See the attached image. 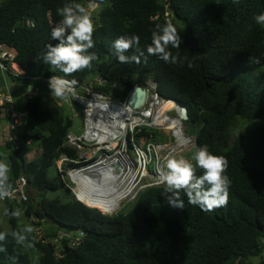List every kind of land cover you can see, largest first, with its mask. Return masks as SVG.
<instances>
[{
	"label": "trees",
	"instance_id": "obj_1",
	"mask_svg": "<svg viewBox=\"0 0 264 264\" xmlns=\"http://www.w3.org/2000/svg\"><path fill=\"white\" fill-rule=\"evenodd\" d=\"M101 5L94 26V47L98 57L90 69L65 76L37 60L62 17L57 9L65 4ZM170 18L160 0H0V44L15 52L23 74L12 78L31 82L38 77L59 76L78 81L80 87L96 77L105 84L96 90L117 99L126 98L138 85L152 80L158 92L186 108V130L195 134L197 146L228 159L225 174L232 181L228 202L212 211L187 203L176 208L168 203L164 187L143 191L126 213L103 214L72 198L49 192L63 187L55 160L61 153L75 151L64 145L72 121L54 102L41 95L27 98L21 110L26 120L11 130L16 146H0V160L7 152L12 186L24 175L38 200L22 202L32 226L44 225V236L57 230L84 236L70 246L63 239L60 257L50 242L36 241L34 247L17 245L9 236L0 242V264H264L259 255L264 237V25L255 16L264 12V0H165ZM26 19L33 21L27 25ZM171 20L182 36L179 53L183 63H165L150 56L146 47L157 24ZM138 35L145 50L141 63H120L113 43L121 35ZM129 50L126 55H133ZM195 57L194 67L187 61ZM259 57V64L252 58ZM32 124L29 126L28 121ZM251 124V125H250ZM244 127V128H243ZM39 141L40 154L27 161L29 145ZM194 151V150H193ZM193 156V152H192ZM194 164V163H193ZM203 170L196 168V175ZM9 211L15 209L7 201ZM11 232L16 218L7 216ZM43 221V222H40ZM78 232V233H76ZM35 253V254H34ZM34 254V255H32Z\"/></svg>",
	"mask_w": 264,
	"mask_h": 264
},
{
	"label": "built area",
	"instance_id": "obj_2",
	"mask_svg": "<svg viewBox=\"0 0 264 264\" xmlns=\"http://www.w3.org/2000/svg\"><path fill=\"white\" fill-rule=\"evenodd\" d=\"M164 15L170 18L167 4ZM23 22L33 26L32 20L26 19ZM0 71L13 77L23 74V70L15 62V52L2 44ZM37 79L48 83L50 77ZM104 84L102 78L96 77L80 87L75 86L74 95H67L66 102L81 108V130L78 133L69 131L66 134L64 145L74 150L75 156L69 157L61 153L55 160V169L60 176L66 174L69 177L71 186L67 187L71 190L72 200L81 204L83 203L75 191L80 182L73 179V172L78 169H92L93 177L97 180L119 187L123 197L112 213L94 208L103 214L112 215L119 211L124 203L135 202L143 191L163 187L164 185L159 183L157 169L164 168L170 156H182L187 159L193 149L191 144H183L182 141L188 138L196 143V137L186 130L187 112H184V107L171 98L163 97L158 92L156 82L148 80L143 85H138L145 91V101L137 108L129 104L133 91L126 98L117 99L96 90ZM0 108H3L7 117L9 132L28 116L27 111L15 108L12 96L1 87ZM74 111L72 106L71 113L74 114ZM10 139L16 146L15 135L12 138L10 136ZM25 195L27 200L24 199ZM28 200L27 179L20 175L13 186V197L0 201L22 203ZM34 234L36 241L50 242L57 257L61 256L59 248L63 239H68L69 245L74 246L84 236V233L72 235L64 230H57L55 235L50 237L44 236L39 229L34 230ZM260 248L259 255L253 257L257 261L264 259V237L260 238Z\"/></svg>",
	"mask_w": 264,
	"mask_h": 264
},
{
	"label": "clouds",
	"instance_id": "obj_3",
	"mask_svg": "<svg viewBox=\"0 0 264 264\" xmlns=\"http://www.w3.org/2000/svg\"><path fill=\"white\" fill-rule=\"evenodd\" d=\"M237 2V0H233ZM62 19L51 29L50 37L57 40L55 45L46 44V51L37 60L44 64L51 65L65 76L83 69H90L92 62L97 61L95 53L90 52L94 45L93 32L94 23L91 12L80 3H69L57 9ZM257 24L264 25V12L255 16ZM182 36L171 20L163 24H157L151 33V43L146 47L150 56H157L165 63H183L179 53L173 54L170 49H179L182 44ZM117 59L120 63H141L145 56V50L140 46L138 35H121L113 43ZM129 50L134 54L126 55ZM187 61L189 68L194 67L195 57ZM252 62L259 64L260 58H252ZM78 81L68 80L63 77L53 76L48 81L50 93L57 98H65L68 94L74 95V89ZM183 144H191L193 156L191 160L184 157L170 156L164 168L157 169L159 183L164 185L162 195L168 203L176 208H183L185 200L181 197L183 192L187 197V203L199 206L203 211H212L217 207L225 206L228 202L229 188L232 181L225 174L228 168V159L224 155H216L209 151L207 144L197 146L192 139L185 138ZM192 161H195L193 164ZM196 168L202 169L203 174L197 176ZM10 167L4 160H0V200L13 197V186L9 177ZM24 199L28 197L25 195ZM111 211V209H108ZM21 209L9 211L4 210L5 216L20 218ZM34 228L30 224L22 225L18 230L11 232H0V242L5 241L9 236L20 246L25 248L34 247V239L31 238ZM7 252V249L0 247V253ZM13 264L17 259L11 258Z\"/></svg>",
	"mask_w": 264,
	"mask_h": 264
},
{
	"label": "rangeland",
	"instance_id": "obj_4",
	"mask_svg": "<svg viewBox=\"0 0 264 264\" xmlns=\"http://www.w3.org/2000/svg\"><path fill=\"white\" fill-rule=\"evenodd\" d=\"M160 1L165 5V0H160ZM82 5L85 6L91 12L92 20H93V23H94V26H95L96 22L98 21V15H99V12L102 9V6L101 5H95V4H92V3L91 4H82ZM13 83L14 84H18L20 82L9 80L10 91H11V93L14 94L15 90H13V86H12ZM49 90H50L49 88L44 89V93L48 92ZM42 98H43V101H45V103L51 104V99L48 97L47 94H44L42 96ZM63 100H64V98L61 101H63ZM80 109L81 108L77 105L75 107V111H74L76 113V115H72L73 113H71L72 125H71L70 130L72 132H74V133H78L80 131V129H81V110ZM27 121L29 123V126H31L32 122L29 121V120H27ZM191 131H192V129L188 128V132H191ZM39 152H40L39 141L37 140V141L31 142L30 145H29V148H28V150L26 152V155H25L26 160L29 161V160L37 157L39 155ZM191 153L188 154L187 159L192 158V154ZM2 160H4L6 163H8V158H7V152L6 151L3 152ZM192 162L195 164V161H192ZM60 177H61V180L63 182V187L59 191L49 192L48 196L52 197V196H55V195H60L63 199L72 198L71 190L67 187V185L71 186V183L69 181V177L66 174H64V175H62ZM28 194L30 196L31 201L38 200L37 192L32 190L30 187H28ZM133 203H134L133 201H130L128 203H124L122 208L119 211H116V213H113L112 215H115V214L120 213V212L126 213L127 211H129L132 208ZM13 205H14L15 209L19 208V209H21V211L23 213L20 218H16V229L17 230L22 225H25V224H30L31 225V221H34L35 223H37L39 221V220H37V219H35L33 217L30 218V219L28 217H26L22 204H20L18 202H16V203L13 202ZM5 209H6V203L0 201V225H1L2 229H3V231H9L11 229V227H10V224H9V222L7 220V216L4 215V210ZM40 222H43V221L40 220ZM43 224L46 225V226H51L50 223H43ZM44 225H41V226H38V227H37V225H35V226H33V228H34V230L39 229V231L42 233L44 231V228L46 227V226L44 227ZM43 233H45V232H43ZM34 254H32V255H34ZM252 261L256 262L257 260L255 258H253Z\"/></svg>",
	"mask_w": 264,
	"mask_h": 264
},
{
	"label": "crops",
	"instance_id": "obj_5",
	"mask_svg": "<svg viewBox=\"0 0 264 264\" xmlns=\"http://www.w3.org/2000/svg\"><path fill=\"white\" fill-rule=\"evenodd\" d=\"M9 80L20 82L18 84H14V83L12 84L13 90H15L14 94L11 93L10 91ZM0 87L4 88L12 96L14 100L15 108L17 110H21L20 108L27 98L32 97V96H37V95L43 96L44 94H47L48 97L51 99V101L54 102L57 106H59L62 109V111L65 113V115H67L72 121L71 107L73 106L75 110V107L77 105L76 104L74 105L72 103V106H71V104L66 102L65 99H67L66 98L67 96L64 98L63 101H61L62 99L55 97L53 93H50V90L44 93V89L49 88V86H48V83L42 79H35L31 82H25L23 80L12 78L9 75H4L0 71ZM72 115H76V113ZM25 120L26 119L22 120L20 123L22 124ZM8 133H9V127L7 123V117L5 115L4 110L0 108V146H3L7 144L8 142L10 143V146L13 145L10 139V133L9 134Z\"/></svg>",
	"mask_w": 264,
	"mask_h": 264
},
{
	"label": "bare ground",
	"instance_id": "obj_6",
	"mask_svg": "<svg viewBox=\"0 0 264 264\" xmlns=\"http://www.w3.org/2000/svg\"><path fill=\"white\" fill-rule=\"evenodd\" d=\"M75 182L80 186L75 188L79 200L87 207H93L112 213L123 197L119 187L112 183L97 180L93 170L88 168L78 169L73 172ZM111 209V211H108Z\"/></svg>",
	"mask_w": 264,
	"mask_h": 264
},
{
	"label": "water",
	"instance_id": "obj_7",
	"mask_svg": "<svg viewBox=\"0 0 264 264\" xmlns=\"http://www.w3.org/2000/svg\"><path fill=\"white\" fill-rule=\"evenodd\" d=\"M173 12V16L177 17L173 11V7L169 8ZM145 101V91L142 87L137 86L134 88L130 98H129V104L134 107H140L143 105ZM3 109V108H2ZM184 112H187L186 108H184ZM187 117V116H186Z\"/></svg>",
	"mask_w": 264,
	"mask_h": 264
}]
</instances>
